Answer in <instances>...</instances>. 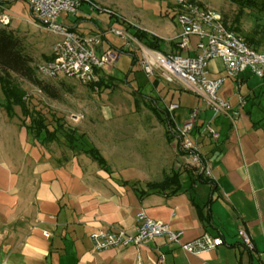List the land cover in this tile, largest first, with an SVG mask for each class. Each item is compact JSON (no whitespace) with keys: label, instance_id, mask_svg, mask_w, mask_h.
<instances>
[{"label":"crops","instance_id":"obj_1","mask_svg":"<svg viewBox=\"0 0 264 264\" xmlns=\"http://www.w3.org/2000/svg\"><path fill=\"white\" fill-rule=\"evenodd\" d=\"M93 13L88 5L79 16L92 19ZM94 20L99 28L108 25L101 18ZM175 24L165 23L158 29L165 33L180 31L178 22ZM209 68L212 75L224 73L220 58L212 59ZM106 74L111 76L104 70ZM227 81L228 87L220 97L230 103L228 111L215 113L193 91V95H174L172 101L158 96L163 103L180 105L170 111L175 130L188 120L193 109L200 108L192 136L200 151L205 149L202 153L211 169V175L202 178L197 176L201 171L192 172L193 177L190 171L182 173V186L175 193L147 190V183L162 181L168 175L161 158L154 172H129L132 174L125 176L97 147L104 165L76 145L60 146L54 144L57 139L34 137L24 124L20 128L0 124V264H264L262 80L247 70ZM147 115L118 110L105 113V118ZM154 117L163 121L155 111ZM155 125L150 135L160 131ZM207 125L220 133L218 140L205 132ZM175 130L172 134L176 135ZM81 135L93 143L87 133ZM182 157L187 160L186 154ZM200 212L208 220H203ZM145 218L182 232V243L206 233L223 238L224 243L191 253L167 236H157L139 246L95 249L91 240L94 231L113 225L136 234ZM242 227L252 238L251 249L238 236Z\"/></svg>","mask_w":264,"mask_h":264},{"label":"rangeland","instance_id":"obj_2","mask_svg":"<svg viewBox=\"0 0 264 264\" xmlns=\"http://www.w3.org/2000/svg\"><path fill=\"white\" fill-rule=\"evenodd\" d=\"M6 1L8 4H0V16L8 14L11 21L9 24L0 22V27L12 30L23 40L33 58L32 64L37 78L47 84L55 95L51 96L33 83L21 78L16 80L8 91H5L0 84V124L20 128L24 121L28 123L33 120L42 122L44 126L57 132L58 143L54 142L55 145L72 144L76 145L79 151L86 152L92 148H99L117 170L125 176L137 171L154 172L153 170L158 168V166L155 167V163L159 158L162 160L160 163L165 164L163 168L166 174H171L173 170H179L181 174H185L187 171L193 173L199 171L198 168L193 167L195 165L187 162L186 157H182L184 154L180 151L177 134L168 132L167 124L155 119L152 102L138 95L137 90L142 87L144 94L159 96L165 100L170 98L169 101L174 100V95L178 96L180 93L192 95L194 93L186 89V86L179 81L169 83L164 80L160 76V69H157L155 74L160 81L158 91L154 89L152 82L141 70L143 69L141 46L145 47L141 42H133L131 46H127L126 41L119 36L114 33L107 34V40L104 43L105 49H108L111 43L118 49L123 46L124 49L129 50V52L122 53L116 66L106 68L109 74L115 77L109 81L111 85L108 88L92 89L89 85L68 76L48 78L37 70V65L50 56L53 41L57 36L49 32L34 18L30 5L24 0ZM90 1L100 9L111 10L124 21H129L146 30L150 29L153 31L152 33L176 43V35L179 31L165 33L158 29L165 23L176 25L180 7L174 0ZM187 1L220 12L229 29L242 37L251 47L264 53V18L258 20L250 9L241 12L231 0ZM87 8L88 5L85 4L80 13ZM79 14L62 13L58 17V21L77 25L78 29L93 33L100 29L96 24L97 20L94 19L101 18L107 23L110 20L107 12L99 13L97 9L93 13L94 19L84 15L81 20L85 21L76 23ZM151 24L155 26V30H152ZM121 25L126 27V24ZM179 28L177 24V29ZM165 50V54L178 51L170 44L165 45ZM187 54L188 52H183V55ZM135 56L136 59H134ZM131 68H133L132 72H130ZM107 76L109 75L106 74V78H108ZM227 87L228 81L219 91V95H223L224 89ZM244 93L245 90L240 91V94ZM5 98H22L23 105L11 104L13 110L12 113H8L5 108V104H7ZM118 110L124 113L136 111L148 115L124 119L105 118V113H114ZM152 123L160 128V131H155L154 135L149 134V132H153L151 130ZM69 132H73L74 140L72 142L67 136ZM84 133L89 135L88 137L93 143L82 138L81 134ZM191 137L194 139L193 136ZM45 138V133H43L40 139L45 140ZM158 145H161L160 149H158ZM204 151L205 149L202 152ZM176 162L181 163V166H177ZM184 178L185 175H183Z\"/></svg>","mask_w":264,"mask_h":264},{"label":"built area","instance_id":"obj_3","mask_svg":"<svg viewBox=\"0 0 264 264\" xmlns=\"http://www.w3.org/2000/svg\"><path fill=\"white\" fill-rule=\"evenodd\" d=\"M31 7L34 18L57 38L53 41L51 54L37 65V70L45 77L57 78L68 76L85 84H96L104 70L117 65L122 50L110 45L104 48L108 33L126 41L127 46L138 40L131 34L129 26L138 25L124 21L117 17L109 9H100L90 0H24ZM180 12L178 13L179 33L176 35L178 51L172 54H164L141 46L142 68L148 76H154L160 69V76L169 83L179 81L191 91L205 99L206 105L215 113L228 111L230 103L221 98L219 91L229 78L239 76L249 70L252 75L262 80L264 92V53L260 52L229 29L220 12L202 7L187 0H174ZM87 4L93 11L99 10L113 14L118 18L115 25H106L98 32H85L78 29L77 25L60 23V14L78 15L83 6ZM11 17L8 14L0 16V22L9 24ZM121 24H126L124 27ZM143 29V28H141ZM145 30V29H144ZM192 38H196L193 42ZM109 43V42H108ZM157 53L161 62L152 60L149 52ZM183 52H188L183 55ZM189 52H195L190 54ZM220 58L223 62L224 73L212 75L209 62ZM243 102V97H241ZM180 105L170 103L169 111H175ZM193 109L188 120L176 128L181 152L187 155V162L198 168L204 175L210 176L211 169L207 164L206 157L200 151L192 133L196 128L199 110ZM205 132L214 140H218L220 133L211 125L205 127ZM177 166L181 163L176 162ZM46 236H49L45 232ZM182 232L172 231L168 224L145 218L136 234H130L126 229L117 226H107L98 229L91 234V240L95 249L106 250L112 248H126L130 245L139 246L157 236H167L171 242L181 245L183 250L191 253L207 249H214L224 243L223 238L206 233L192 241L181 242ZM238 236L242 243L253 248L252 238L245 228H240Z\"/></svg>","mask_w":264,"mask_h":264},{"label":"trees","instance_id":"obj_4","mask_svg":"<svg viewBox=\"0 0 264 264\" xmlns=\"http://www.w3.org/2000/svg\"><path fill=\"white\" fill-rule=\"evenodd\" d=\"M234 4H236L240 11H244L245 9H250L256 15L258 20H262L264 18V0H231ZM2 3L8 4L6 0H0V4ZM110 20L108 21V25H115L118 22V18L115 17L113 14L108 13ZM81 20V16L77 17V21ZM97 24V23H96ZM98 26V25H97ZM100 27V26H98ZM128 29L130 30L131 34L144 46L147 48L158 51L161 53H166L165 45L170 44L173 46L174 49L178 50L177 44L173 40H165L164 38L159 37L156 34H153L147 30L138 28L136 26H129ZM249 45V44H248ZM120 49L125 52H129L120 47ZM133 53V51H131ZM49 58V56L47 57ZM136 59V56L135 58ZM33 58L28 52L23 40L18 37L12 30H7L5 28L0 27V84L5 91H8L11 88L12 84L18 79H25L34 85H36L40 90L54 96V92L49 88L47 84H44L42 80H39L35 74V69L33 66ZM133 68L130 69L132 72ZM143 72L144 70L141 69ZM145 76L152 82L154 89H158L159 78L154 76H148L144 72ZM128 76V75H127ZM126 76V77H127ZM102 75L100 80L96 84H87L92 89H102L108 88L111 84L109 81L112 80L113 76ZM127 79V78H126ZM125 79V80H126ZM128 81V80H126ZM158 91V90H157ZM137 92L145 97H149L152 99V109L161 116V119L165 121L168 125V132L174 133L175 130V122L174 119L168 109L167 103H161L158 100V96H148L143 93L142 87H140ZM7 100V104H5L6 111L8 113H12V105L11 104H20L23 105L22 98H5ZM164 112L165 115H161ZM29 132L36 138H40L43 133H45V137L49 139H56L57 132L55 130H50L48 127L44 126L42 122L31 121L28 123L24 121L23 123ZM73 132L67 133V136L72 142L74 137L72 136ZM72 145V144H70ZM74 147V145H72ZM88 153L92 155L95 159H97L100 164L104 165L105 160L101 156L100 152L97 149H90ZM203 154V153H202ZM204 155V154H203ZM205 156V155H204ZM188 174L193 177V173L189 172ZM203 172H199L197 174L198 178L203 177ZM181 172L179 170H173L171 174H168L162 181L159 182H149L146 184L147 190L149 191H158V192H167V193H175L177 192L181 186ZM145 192L142 191L141 194ZM200 215L203 220H208V216H204L202 212Z\"/></svg>","mask_w":264,"mask_h":264},{"label":"bare ground","instance_id":"obj_5","mask_svg":"<svg viewBox=\"0 0 264 264\" xmlns=\"http://www.w3.org/2000/svg\"><path fill=\"white\" fill-rule=\"evenodd\" d=\"M149 53L151 54L152 60L161 62V58L157 53H154V52H149Z\"/></svg>","mask_w":264,"mask_h":264}]
</instances>
